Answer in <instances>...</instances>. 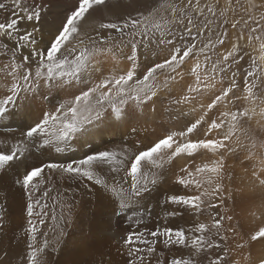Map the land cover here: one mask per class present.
Instances as JSON below:
<instances>
[{"label": "snow or ice", "instance_id": "6c2138e0", "mask_svg": "<svg viewBox=\"0 0 264 264\" xmlns=\"http://www.w3.org/2000/svg\"><path fill=\"white\" fill-rule=\"evenodd\" d=\"M137 4L76 0L52 31L50 0H0V179L15 173L27 199L20 264H49L59 253L74 205L59 192L51 209L47 199L66 183L95 190L123 220L122 264H264V251L252 256L255 244L264 249V202L260 223L244 232L225 196L227 159L238 150L259 155L252 176L264 186V154L254 151L264 150V0H245L246 18L234 0ZM146 44H155L151 59ZM114 123L125 126L124 142L93 148L90 138ZM77 143L89 151L52 156ZM173 166L183 191L154 196ZM58 203L67 213L57 216ZM7 221L0 203V264Z\"/></svg>", "mask_w": 264, "mask_h": 264}, {"label": "bare ground", "instance_id": "6f19581e", "mask_svg": "<svg viewBox=\"0 0 264 264\" xmlns=\"http://www.w3.org/2000/svg\"><path fill=\"white\" fill-rule=\"evenodd\" d=\"M124 63L125 62H122V67L124 66ZM16 124L17 123L13 124V127H15ZM121 125L122 124L114 123L112 127L106 128L100 135L90 138L92 147L98 148L103 145L102 148H112L123 143L124 139L111 142H107L105 140V137H107L108 135V137H111L113 135L112 132L116 130L115 128H117L118 126L120 127ZM18 134L19 133H17V135ZM143 135L144 133L142 131L140 133V137L143 138ZM103 138L104 141L101 142ZM131 138L132 137H130V140H134L136 137L134 139ZM258 139H264V134L260 135ZM87 151H89L88 147H81V145L77 143L73 145L72 149L69 152L58 155L53 153L52 156L57 157L59 159L79 158L83 155L84 152ZM254 151H257L259 154H264V150L262 149H256ZM247 155L248 152L242 154L236 153V155H230L228 157V175L225 179V186L228 191H226L225 193L236 192L237 197H235L234 199L237 200V206L240 207L241 210L243 209L241 213L237 212L238 214L236 215L241 224L246 226L248 228L247 230L249 231L253 225L255 226L260 223L261 217L259 212L257 211V208L262 202H264V186H261L259 181H257L252 176L254 165L257 169L259 168V155L253 159H246ZM44 158L47 159L49 157ZM177 163L179 164L180 162L178 161ZM23 170V166H21L19 168V172L22 173ZM177 170L178 169L173 166L172 171L166 173L164 177H162V182L159 184L165 187L170 194L171 192L183 191L182 188H175L172 184V180L174 179L173 173H175ZM14 176H16L15 173H8L4 175L3 178L0 179V185L3 186V188L6 190L16 187L17 185L12 182V178ZM65 185L71 190H76L80 188V184L73 183L71 187H69L67 183ZM250 190L255 191L252 193ZM161 193L162 192H159L158 189V191L154 193V196L162 197V195L165 194ZM84 197L86 198L87 203L100 204L102 205V209H91V213L88 214L86 211L87 209H89V207L85 203L79 201L77 198L71 200V203L74 205L71 212L74 222L70 226L66 227V231H72L73 235L69 239L67 237L65 238V242L59 251L61 255H66L71 262L78 261L79 256L81 255L88 256V254H85L86 251L95 252L99 248H102L104 245L110 244L115 239V237H117L121 233L118 232L117 229L114 234L110 232L114 228L115 216L112 215V207L109 206L107 201L100 202L96 199L89 197L87 194H84ZM4 203H6V205H11L10 207L13 209H18L21 207L20 203L18 202L12 204L9 201H4ZM226 207H228V202L226 204ZM66 210L67 209H65V211ZM109 220L111 221L110 226H108L107 224ZM79 222L82 223L83 227L79 226ZM69 242H71L72 244H70ZM262 251H264V249H262V246L260 244H255L252 248L253 258L255 259L257 256H259ZM246 253L247 250L245 251V254ZM237 258L239 259L240 257ZM241 264H246V261L241 259Z\"/></svg>", "mask_w": 264, "mask_h": 264}, {"label": "rangeland", "instance_id": "374dc122", "mask_svg": "<svg viewBox=\"0 0 264 264\" xmlns=\"http://www.w3.org/2000/svg\"><path fill=\"white\" fill-rule=\"evenodd\" d=\"M50 2H51L52 7H51L50 13L47 16L45 27H46V29H50V30L54 31L55 28L60 25L64 14L67 12L68 9H70L72 7V5L76 2V0H50ZM221 4H223V0H221ZM152 5H153V0H138V4L134 5V6L151 7ZM244 6H245V0H239V5H236L235 0H234V7H236V9H237V18H239L241 16H244L246 18V13L243 10ZM5 15H7V14L4 13L3 11H0V20H3ZM229 15H231V13ZM85 27H87V26H85ZM230 35H231V32H230ZM154 48H155V44L142 45L141 46V52L144 53V55L146 54V56L151 59L152 58V49H154ZM246 51H248L250 53V55H252V56H258L259 55L258 51L254 52L251 50V48L246 49ZM147 54H150V55H147ZM141 58L143 59L144 56H141ZM258 111H259V109H258ZM37 114L38 113H33V116H35ZM25 122H27V121H25ZM251 123H252L253 129H256L258 127L255 119ZM19 126H20V122L18 119L16 126L13 128H19ZM165 126L170 127V125H168L166 123V121H165ZM115 129L116 130H114L112 132L113 135L111 137H108L109 135L107 137H105V140L107 142L124 139L122 134L126 131L125 126L121 125L120 127L118 126ZM153 129L155 130L156 134H163V128L157 127L156 125H150L149 131H152ZM259 137L260 136H258V138ZM134 138L135 137H132L131 139H134ZM128 139H130V137ZM150 139H154V137L150 136ZM103 141H104V138L101 142H103ZM102 146H100L98 148H102ZM248 147H250V144ZM246 152H248L247 148L245 150H238L237 151V153H239V154L246 153ZM198 162H199V160H198ZM16 178H17V176H14L12 178L13 183H14ZM172 181H174V179ZM172 184H173V187H175V188H181V186H179V185H175L174 183H172ZM66 188L68 189L67 192H65ZM158 189H159V192H162L161 194H163V193L170 194L168 192V190L165 187H163L162 185H159ZM250 191L253 193L255 190H250ZM58 192L61 194V196H60L61 200L69 199L71 202L72 199L77 198L79 201L85 203L89 207V209H87V211H86L88 214L91 213V209H102V205L87 203V200L84 197V194H87L89 197L96 199L100 202H106V201H101L98 198L99 194L95 190H92L91 192H89V190H86L83 187V185H81V184H80V188L76 189V190H71L66 185H63V186L59 187L58 189H54L49 194V197L47 199V203L49 204L50 209L52 208V197H57ZM41 194H42V189L37 190L36 196L40 197ZM231 194L234 198L237 197L236 192H231ZM225 195L228 196L229 192L225 193ZM5 197H6V199H5ZM4 201H9L12 204L15 202H18L21 205V207L18 209H13L10 207L11 205H7V209H8L7 232H6V235H4V237H3V244H2L4 251H6L8 253V260L5 262V264H20V256L26 250V244H27V237H26L25 231H24L27 227V218H26V214L24 211L25 205L27 203V199H26V196H25L23 190L19 186H16V187H13L9 190H6L3 188V186L0 185V203H4ZM42 202H44V201L42 200ZM227 202H228V207H227L228 214L233 215V217H234L232 223L233 224L239 223L241 225L243 231L248 232V230H247L248 228L246 226H244L243 224H241V222L239 221V219L236 215V214H238L237 212L241 213L243 211V209L241 210V208L237 206V200L236 199L233 200L230 198V199H227ZM109 206L112 207L111 205H109ZM55 210H56L57 216H59L63 213H67V210L65 211V209H61L59 203L56 205ZM245 213H247V212H245ZM114 218H115L114 228L110 232L114 234V232L117 229L118 232H121L120 234H123L125 231V224H124L123 220H121L119 222V224H117V219H116V217H114ZM51 223L52 222L49 220L48 224H51ZM79 226L83 227L81 222H79ZM256 226L257 225H255V226L253 225L251 229L255 228ZM262 226H264V225H262ZM43 230L48 231V227L45 226L43 228ZM67 233H68L67 238L68 239L71 238V236L73 235V232L70 231ZM120 234L117 237H115V239L110 244L104 245L102 248H99L95 252L86 251L85 254L86 255L88 254L89 257L81 255V256H79L78 261L71 262L66 255H61L60 253H50L48 255L49 264H75V263L76 264H122V258L117 255V240H118V237H120ZM52 237H53V233L49 231V238L51 239ZM69 243L72 244L71 242H69ZM246 250L247 249L244 250V254H245ZM241 255H243V254H236V256L240 257V258H241ZM0 259H3V253L2 252H0ZM83 262H85V263H83Z\"/></svg>", "mask_w": 264, "mask_h": 264}]
</instances>
